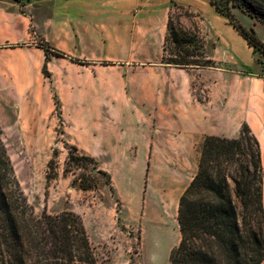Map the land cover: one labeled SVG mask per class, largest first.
<instances>
[{
	"label": "crops",
	"instance_id": "crops-1",
	"mask_svg": "<svg viewBox=\"0 0 264 264\" xmlns=\"http://www.w3.org/2000/svg\"><path fill=\"white\" fill-rule=\"evenodd\" d=\"M172 3L196 13L212 60L255 66L253 47L209 0H0V120L49 128L58 113L63 141L118 166L148 158L160 128L181 134L174 155L187 159L199 157L205 135L236 137L246 124L264 171V79L163 64ZM41 41L64 55L46 53ZM199 72L209 87L203 100L192 88Z\"/></svg>",
	"mask_w": 264,
	"mask_h": 264
},
{
	"label": "trees",
	"instance_id": "trees-1",
	"mask_svg": "<svg viewBox=\"0 0 264 264\" xmlns=\"http://www.w3.org/2000/svg\"><path fill=\"white\" fill-rule=\"evenodd\" d=\"M209 1L236 27L254 53L264 55V42L254 28L244 27L232 11L239 8L264 24V0ZM178 11L189 21V26L179 31L172 20ZM169 39L180 54L166 57ZM193 41L200 42L198 53L182 45ZM40 46L46 53L64 55L44 41ZM161 62L184 69L217 64L206 54L196 13L187 6L172 3L170 7ZM241 68L240 73H251L249 67ZM69 148L64 173L84 168L81 161L89 159L95 171L110 183V175L92 156L80 153L76 145ZM263 174L259 142L248 125L244 124L236 137L205 135L197 170L178 199L180 236L169 252V264H259L264 258ZM83 175L74 177L72 184L82 190L92 189L94 185L83 180ZM93 248L75 212H34L15 178L0 124V264H95Z\"/></svg>",
	"mask_w": 264,
	"mask_h": 264
},
{
	"label": "rangeland",
	"instance_id": "rangeland-1",
	"mask_svg": "<svg viewBox=\"0 0 264 264\" xmlns=\"http://www.w3.org/2000/svg\"><path fill=\"white\" fill-rule=\"evenodd\" d=\"M232 11L238 22L246 28L253 27L264 42V24L239 8L235 7ZM172 20L178 31L189 26L188 18L179 11L173 14ZM182 45L196 53L201 51L198 41ZM180 53L176 43L169 39L166 57ZM254 55L256 64L249 68V74L264 79V55L261 51H256ZM188 58L195 59V56ZM211 66L242 69L220 63ZM202 68L205 67L197 69ZM192 88L203 100L209 87L201 72L192 81ZM52 114L47 123L49 128L39 122H31L28 126L24 121L15 127L0 120L2 140L15 178L34 212L54 214L73 211L78 214L94 247L95 264H169V252L180 236L178 199L195 174L198 163L194 154L187 159L175 157L173 142L182 141L181 134L176 129H158L160 132L148 158L124 159L119 166L112 159L98 160L93 157L110 175L108 184L106 176L96 172L89 159L81 161L84 168L64 173L71 151L69 146L75 144L67 143L59 136L62 120L58 113ZM25 140L33 142L26 143ZM79 152L86 154L80 149ZM109 168L112 172L108 171ZM82 174L83 180L94 185L92 189L82 190L72 184V179L80 178Z\"/></svg>",
	"mask_w": 264,
	"mask_h": 264
}]
</instances>
